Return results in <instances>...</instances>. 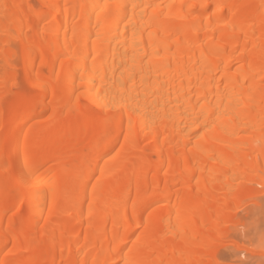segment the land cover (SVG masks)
<instances>
[{
  "label": "bare ground",
  "instance_id": "obj_1",
  "mask_svg": "<svg viewBox=\"0 0 264 264\" xmlns=\"http://www.w3.org/2000/svg\"><path fill=\"white\" fill-rule=\"evenodd\" d=\"M35 1L0 0V264H220L264 186V0Z\"/></svg>",
  "mask_w": 264,
  "mask_h": 264
},
{
  "label": "rangeland",
  "instance_id": "obj_2",
  "mask_svg": "<svg viewBox=\"0 0 264 264\" xmlns=\"http://www.w3.org/2000/svg\"><path fill=\"white\" fill-rule=\"evenodd\" d=\"M32 2L36 5V8L39 7L40 4H38L37 1L32 0ZM12 33H15L14 30H12L10 34ZM16 43L19 45V42ZM2 58L0 67H5L6 65H4V62L2 63V61H4V56H2ZM3 76H5V74ZM21 78L24 79L23 76ZM21 80L19 81L20 83L13 88L15 92H23L21 90L25 88L26 79L22 80L24 83H22ZM21 83L22 86L24 85L23 87L20 85ZM17 89H19V91ZM6 96L7 95H5L4 98L5 101L8 100H6ZM16 202L17 200H13V205L12 202L10 205V207H13L10 209L13 212L17 206ZM230 224L232 225V223ZM21 225V230H24L27 226V220H25L24 217H22ZM231 225L227 224V237L225 236L226 239H223L221 244L217 246V259L219 263L264 264V247H261V238L264 237V186L261 187L258 185L254 187V191L248 196L245 204L238 209L236 223L233 224V226Z\"/></svg>",
  "mask_w": 264,
  "mask_h": 264
},
{
  "label": "snow or ice",
  "instance_id": "obj_3",
  "mask_svg": "<svg viewBox=\"0 0 264 264\" xmlns=\"http://www.w3.org/2000/svg\"><path fill=\"white\" fill-rule=\"evenodd\" d=\"M0 151L6 154L7 152V141L6 139L0 140ZM21 183L26 184L27 180L25 178H21ZM261 247H264V237L261 238Z\"/></svg>",
  "mask_w": 264,
  "mask_h": 264
}]
</instances>
